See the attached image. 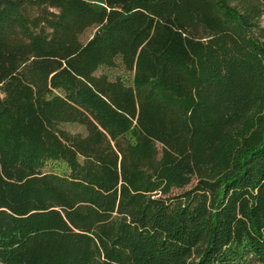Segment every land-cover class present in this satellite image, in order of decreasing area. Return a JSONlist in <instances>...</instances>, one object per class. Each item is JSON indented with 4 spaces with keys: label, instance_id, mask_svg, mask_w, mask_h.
<instances>
[{
    "label": "trees",
    "instance_id": "obj_1",
    "mask_svg": "<svg viewBox=\"0 0 264 264\" xmlns=\"http://www.w3.org/2000/svg\"><path fill=\"white\" fill-rule=\"evenodd\" d=\"M263 18L0 0V264H264Z\"/></svg>",
    "mask_w": 264,
    "mask_h": 264
},
{
    "label": "rangeland",
    "instance_id": "obj_2",
    "mask_svg": "<svg viewBox=\"0 0 264 264\" xmlns=\"http://www.w3.org/2000/svg\"><path fill=\"white\" fill-rule=\"evenodd\" d=\"M263 26H264V18H263ZM96 28H91L89 29L82 37V41L83 42H87L89 39L92 38V36L94 35V33L96 32ZM65 128L71 132L74 133H82L85 134V128L82 126H78V125H65Z\"/></svg>",
    "mask_w": 264,
    "mask_h": 264
}]
</instances>
